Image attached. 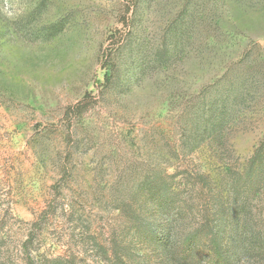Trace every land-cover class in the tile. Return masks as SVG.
Wrapping results in <instances>:
<instances>
[{"label": "rangeland", "instance_id": "374dc122", "mask_svg": "<svg viewBox=\"0 0 264 264\" xmlns=\"http://www.w3.org/2000/svg\"><path fill=\"white\" fill-rule=\"evenodd\" d=\"M263 142L264 0H0V264H173L155 189L213 219Z\"/></svg>", "mask_w": 264, "mask_h": 264}, {"label": "trees", "instance_id": "16d2710c", "mask_svg": "<svg viewBox=\"0 0 264 264\" xmlns=\"http://www.w3.org/2000/svg\"><path fill=\"white\" fill-rule=\"evenodd\" d=\"M263 150L264 142L259 153L253 155L243 169L230 178L227 198L218 203L214 218L208 219L206 215L192 228L188 225L191 217L186 211L187 206L178 199L179 193L175 189L166 193H162L163 189H155L157 194L161 193L155 202V210L162 215L159 221L142 225V237L151 239L150 243L158 246L164 257L173 264H231L222 259L219 245L222 231L228 229L247 245L244 255H250L252 240L264 238V222L255 219L249 208L250 198L264 190ZM204 241H208L210 258L203 254L206 250L202 245Z\"/></svg>", "mask_w": 264, "mask_h": 264}]
</instances>
